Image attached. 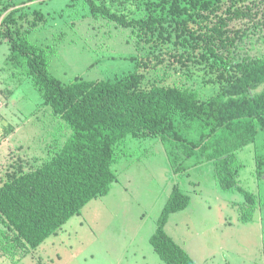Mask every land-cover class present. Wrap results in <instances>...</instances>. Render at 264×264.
<instances>
[{"label": "trees", "instance_id": "1", "mask_svg": "<svg viewBox=\"0 0 264 264\" xmlns=\"http://www.w3.org/2000/svg\"><path fill=\"white\" fill-rule=\"evenodd\" d=\"M79 1L94 20L131 29L138 46L142 41L183 47L191 55L174 60L208 62L221 86L203 99L192 88H146L137 73L116 81L64 83L49 72L48 55L56 50L29 44L27 36L11 30L9 17L0 38L10 43L11 60H25L45 104L72 134L53 158L29 170L16 162L0 183V225L7 228L0 227L1 254L12 255L9 233L19 247L37 249L89 203L107 196L117 181L112 169L117 147L128 139L160 138L176 174L213 164L219 187L238 190L252 203L240 186L238 156L264 137V91L253 93L264 84V0ZM39 15L41 23L48 21ZM256 162L262 177L264 145ZM189 203L190 197L175 189L151 238L165 264H197L166 231L170 217Z\"/></svg>", "mask_w": 264, "mask_h": 264}, {"label": "rangeland", "instance_id": "2", "mask_svg": "<svg viewBox=\"0 0 264 264\" xmlns=\"http://www.w3.org/2000/svg\"><path fill=\"white\" fill-rule=\"evenodd\" d=\"M42 1L0 0V31L12 16L14 33L37 48L52 46L49 72L64 83L137 73L146 88H192L203 99L221 86L208 62H176V55H191L179 45L138 46L131 29L94 20L83 1ZM39 14L48 21L41 23ZM11 53L10 43L0 38V183L16 162L29 170L53 158L72 134L45 104L25 60L19 57L16 64ZM261 91L264 84L253 93ZM263 145L262 136L238 156L240 186L253 196L250 203L242 192L219 187L213 164L176 174L160 138L128 139L117 147V181L107 196L89 203L37 249L19 247L8 231L15 247L12 255L0 252V264H165L150 241L177 188L190 203L170 217L166 231L197 264H264V172L259 177L256 162Z\"/></svg>", "mask_w": 264, "mask_h": 264}]
</instances>
